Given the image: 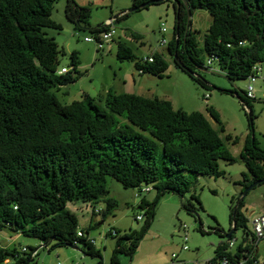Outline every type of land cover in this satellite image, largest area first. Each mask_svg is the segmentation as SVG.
I'll return each mask as SVG.
<instances>
[{"label": "trees", "instance_id": "16d2710c", "mask_svg": "<svg viewBox=\"0 0 264 264\" xmlns=\"http://www.w3.org/2000/svg\"><path fill=\"white\" fill-rule=\"evenodd\" d=\"M149 1L134 0L133 8ZM168 1L173 4L176 23L167 53L175 67L201 88H214L203 76L211 68L207 66L210 59L232 82L247 80L253 67L264 63V0L164 2ZM57 2L0 0V231L37 239L40 248L48 252L82 244L84 254L99 258L103 264L101 252L89 240L92 227L82 231L85 237H79V219L68 205L104 203L105 207L93 215L105 220L118 207V201L110 196L109 178L125 189L151 186L156 195L152 200L143 197L140 203L146 215L141 231L121 234L111 229L108 234L116 239L110 264H122L121 256L134 257L163 196L179 195L183 209L197 215L203 210L200 198L193 195L186 199V195L201 176H225L221 161L235 164L237 159L221 137L225 127L212 106L206 110L219 129L203 113L175 109L169 100L117 94L111 89L104 97V107L88 94L62 104L54 90L77 82L82 73L79 54L74 52L71 69L60 74L61 51L46 31L63 29L52 19ZM199 9L213 19L203 46L192 21ZM65 14L75 30L96 34L105 29V24L91 27L90 8L75 0H66ZM130 15L125 11L117 21ZM131 37L138 42L143 39L137 33ZM117 59L134 62L140 76L163 79L169 70L163 53L139 59L122 43L118 44ZM220 91L236 95L243 108H248L250 132L240 154L247 173L237 184L242 189L236 206L231 207L234 232L227 243L217 246L210 264H222L225 259L229 264H260L255 252L264 238L256 239L249 229L246 198L241 199L251 185H256L252 190L264 185V150L254 136L257 117L252 103L256 99H250L246 91ZM226 139L234 144L239 141L231 136ZM142 192L140 189V195ZM239 229L244 230V237L232 250L230 243ZM213 230L220 236L223 232L219 227ZM199 231L204 234L202 227ZM37 257L0 246V264H9V258L14 259L13 264H31Z\"/></svg>", "mask_w": 264, "mask_h": 264}, {"label": "rangeland", "instance_id": "374dc122", "mask_svg": "<svg viewBox=\"0 0 264 264\" xmlns=\"http://www.w3.org/2000/svg\"><path fill=\"white\" fill-rule=\"evenodd\" d=\"M81 7L91 10L90 25L97 27L106 24L110 19L116 20L123 12L133 8L134 0H75ZM66 0H59L52 13V19L59 23L61 31L46 30L49 36L54 37L59 46L60 67L71 69V55L79 54L81 65L79 71L82 76L75 83L56 88L59 101L62 104H71L82 99L88 94L96 100L100 107H104V97L111 89L113 92H139L146 98L169 99L175 109L186 112H201L219 129L218 124L208 114L207 106L214 107L220 114L225 132L221 134L225 145L237 159L235 164L226 161L220 162V168L225 176L218 179L201 176L195 186L186 195L190 199L198 196L202 202L203 210L194 215L189 214L182 207V199L176 194H166L161 198L156 209V216L145 238L142 240L132 260L121 256L122 264H210L215 257L219 244L227 243L226 234L232 230L230 219L231 207H235L242 187L237 185L242 181V175L247 173V168L240 154L244 141L249 134L248 108L242 106L236 95L222 93L220 89L242 93L248 86L247 80L230 81L223 73H203L205 79L214 87L205 90L193 82L185 73L177 69L167 53V46H160L162 38L171 40L175 31L176 16L171 1L151 5L123 20L117 21V37L115 42L106 46L103 51H98L94 43L86 42V38L94 37L90 30H75L65 14ZM193 29L197 31L200 45H204V38L211 26L213 19L205 10H196L192 16ZM166 33L161 32V28ZM131 33L142 35V41H136ZM129 46L137 58H145L155 52L163 53L169 62V70L165 78L159 79L152 75L140 76L134 62H120L117 59L118 44ZM264 68V63H263ZM134 83H137L136 87ZM256 101L252 103L256 119L254 121V136L260 147L264 150V82L256 85ZM136 94V93H130ZM205 95H209L205 99ZM247 113H246V112ZM231 136L239 139L237 144L226 139ZM149 188L150 193L142 192ZM110 196L118 201L117 210L105 220L101 216H94L92 209L102 210L104 203L98 205L73 203L68 209L75 213L79 219V229L86 231L92 227L90 238L95 241V248L101 252L103 264H110L112 251L116 239L108 235L111 229L121 231V234L130 231L140 232L144 226L145 210L140 209L143 197L153 199L156 192L151 186L142 188L125 189L116 180L108 179ZM233 199V200H232ZM93 208H92V207ZM245 214L250 218L248 227L252 230L251 219L256 214H264V185L258 187L247 195L245 199ZM142 216L141 221L135 219ZM202 227L204 234L199 231ZM223 230L220 234L214 233L215 228ZM10 237H18L15 248L21 252L22 248H40L41 242L23 235L11 234L8 230L0 231V244L9 246ZM244 237V230L239 229L234 233L232 250L238 247ZM13 247V246H12ZM74 247H58L48 252V249H39L40 253L31 264H100L99 258H92L83 252V245ZM187 247V250H184ZM257 261L264 262V240L260 241L255 252ZM9 264L14 263L9 258Z\"/></svg>", "mask_w": 264, "mask_h": 264}, {"label": "built area", "instance_id": "2783aa9c", "mask_svg": "<svg viewBox=\"0 0 264 264\" xmlns=\"http://www.w3.org/2000/svg\"><path fill=\"white\" fill-rule=\"evenodd\" d=\"M117 22V19H110L107 21L105 24V29L101 31L100 33L94 34V37L92 38H86L85 41L89 43H94L96 47L98 48V51H103L107 45L113 43L117 37V29L115 27V23ZM162 33H166V29L164 27L161 28ZM170 40H167L166 38H162L160 41V46H167ZM241 45H244V42L240 43ZM151 57V55H150ZM150 61H152V58H150ZM207 66L211 67L209 70V73H220L219 69H217L213 65V60H208L207 61ZM69 69L67 68H62L60 70V74H66L68 73ZM248 86L246 89L247 96L250 99H256V87L255 85L259 81L264 82V68L263 64H257L256 66L253 67L252 74L248 77ZM206 98H209V95H206ZM150 189L146 188L143 190V192H149ZM92 207V206H91ZM93 208V207H92ZM92 213L95 212L97 213L98 210L92 209ZM135 219L137 221L142 220V216H136ZM252 223V230L251 232L255 236L256 239L260 240L264 238V214H256L252 217L251 219ZM79 237H85L84 233L81 231L78 233ZM90 241H92L95 244L94 239L89 238ZM235 246L234 241L230 243V247L233 248ZM41 249V248H39ZM36 249L32 251L29 248H22V253H30L32 257H37L40 253V250ZM184 250H187V247H184ZM58 264H64V263H58ZM222 264H229V262L225 259Z\"/></svg>", "mask_w": 264, "mask_h": 264}, {"label": "water", "instance_id": "95a60500", "mask_svg": "<svg viewBox=\"0 0 264 264\" xmlns=\"http://www.w3.org/2000/svg\"><path fill=\"white\" fill-rule=\"evenodd\" d=\"M164 1H165V0H151V1H149V2H147V3H145V4H143V5H141V6H139V7L129 9V10H128V13H134V12H137V11H139V10H141V9H144V8L149 7L151 4H158V3H161V2H164ZM255 186H256V185L253 184V185H251L250 187H248L247 189H245V190L243 191L242 195H241V199H245V198L247 197V195L251 192V190H252ZM235 225H236V223L234 222V224H233V226H232V230H231V232L226 234V238H227V239H229V238L232 236V234H233V232H234ZM74 248H76V247H74ZM76 249H77V248H76Z\"/></svg>", "mask_w": 264, "mask_h": 264}, {"label": "crops", "instance_id": "0c3cea01", "mask_svg": "<svg viewBox=\"0 0 264 264\" xmlns=\"http://www.w3.org/2000/svg\"><path fill=\"white\" fill-rule=\"evenodd\" d=\"M115 42V41H114ZM148 57V56H147ZM136 85H137V83H134V86L136 87ZM118 93V92H117ZM122 93H128V94H130V93H136L137 95H140V96H145L144 94H140L139 92H133V90H129L128 92H120V94H122ZM166 100H169V99H166ZM169 101H171V100H169ZM172 104H173V102H172ZM174 105V104H173ZM11 234H16V233H11ZM17 235H21V234H17ZM11 238V242H10V244H9V246H3V245H1L0 244V246H2V247H4V248H8V249H14L15 248V242H16V240L18 239V237H10ZM13 246V247H12ZM24 248H27V247H24ZM33 248H38V247H33ZM56 264V263H55ZM58 264V263H57Z\"/></svg>", "mask_w": 264, "mask_h": 264}]
</instances>
